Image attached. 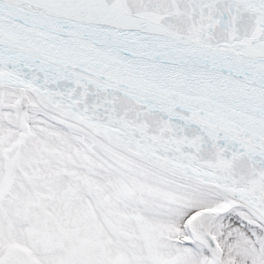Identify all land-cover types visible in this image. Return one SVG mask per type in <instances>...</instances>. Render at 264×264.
Listing matches in <instances>:
<instances>
[{"label": "snow or ice", "instance_id": "obj_1", "mask_svg": "<svg viewBox=\"0 0 264 264\" xmlns=\"http://www.w3.org/2000/svg\"><path fill=\"white\" fill-rule=\"evenodd\" d=\"M0 264H264V0H0Z\"/></svg>", "mask_w": 264, "mask_h": 264}]
</instances>
